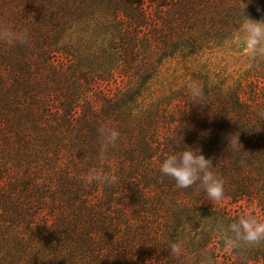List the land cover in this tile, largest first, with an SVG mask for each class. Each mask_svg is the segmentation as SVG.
<instances>
[{"label":"rangeland","instance_id":"rangeland-1","mask_svg":"<svg viewBox=\"0 0 264 264\" xmlns=\"http://www.w3.org/2000/svg\"><path fill=\"white\" fill-rule=\"evenodd\" d=\"M179 2L0 0V28L27 34L23 44H9L0 38V264H28L31 257L34 264H60L54 258L63 247L43 238V229L39 233L30 229L35 231L50 214L56 219L62 213L70 215L69 205L75 199L71 200V195L77 183L69 177L78 176L80 168L87 176L92 170L100 175L111 170L116 177L125 173L115 167L109 170L103 164L86 167V158L79 153L85 142L81 126L78 120L68 124L64 111L68 103H73V118L82 115L83 95L88 92L80 84L84 78L89 81L116 71L122 63V45H137L139 58L148 53L144 45L157 48L153 46L154 73L140 88V95L131 101L122 90L123 96L118 94L117 105L112 106L114 123L125 131L134 130L136 135L141 123L151 117L157 119L159 128L175 127L177 122L171 121L188 115L191 108L231 95L241 81L248 79L254 65L264 61V53L249 50L241 28V17L255 20V12L264 8V0H250L249 10L243 9L245 4L237 10L218 9L210 2L201 12L173 22V30L166 17L175 13ZM126 6L136 16H125ZM139 8L145 9L144 20ZM138 78L134 79L140 82ZM121 79L122 85L127 84L125 78ZM193 83L201 90L199 99L191 95L188 86ZM118 161L115 158L112 162L120 166ZM128 178L121 177L120 188L114 191L127 189L133 194L140 181ZM37 179L49 187L41 192L43 198L37 196L39 188L33 185ZM89 182V192H79L81 198L103 199L104 183L95 182L94 188V181ZM92 189L98 195H90ZM257 205V201L243 199L223 209H230V213L236 210L232 214L240 215V206L250 216L263 220V210ZM222 217L217 218V227L212 230L210 218L186 210L167 209L154 216L159 234L166 235L167 250L172 243L179 245L184 264H200L201 253L207 252L215 263L211 256L214 250L219 255L218 264L226 262V254L252 260L256 252H264L262 242L226 248L217 232L227 228L230 218ZM252 246L257 249L250 251Z\"/></svg>","mask_w":264,"mask_h":264},{"label":"trees","instance_id":"trees-1","mask_svg":"<svg viewBox=\"0 0 264 264\" xmlns=\"http://www.w3.org/2000/svg\"><path fill=\"white\" fill-rule=\"evenodd\" d=\"M210 2H214L218 9L226 7L237 10L241 4H245L248 10L251 8L250 0H180L175 13L166 17L167 23L174 30L173 22L184 20L190 13L201 12L209 7ZM137 11L144 20L145 9L139 8ZM124 12L130 18L136 16L128 6ZM255 14V20L264 21V8H259ZM241 18L244 19L245 15ZM122 46V63L116 66V71L94 76L89 81L84 78L80 84L88 92L83 95L85 107L82 115L73 118V103H68L64 111L69 118L66 120L68 124L78 120L81 126L85 142L79 147V153L86 158V167L97 168L103 164L109 170L115 167L125 173L117 172L119 177L111 170L104 173L103 176L109 179L114 176L116 180L101 185L102 188L105 186L103 199L95 196L81 198L79 192L88 193L87 183L90 182L80 168L78 176L69 177L77 183V190L71 195V200L75 199L69 205L70 215L62 213L56 219L50 214L44 218L43 224L37 225L35 231L30 229L32 233H39L43 229L46 232V235L40 234L43 238L55 240L56 246L63 247L54 258L59 259L57 262L60 264H184L183 255L177 256L169 248L167 250L166 235L164 232L159 234L156 225L154 216L167 209L186 210L196 216L210 218L213 223L209 228L212 230L217 227L220 216L230 218V223L250 216L240 206V215L232 214L236 210L230 213V209H223L228 203L243 199L250 203L257 201L264 217V118L257 115L259 110H264V61L254 65L248 79L241 81L231 95L218 96L209 104H199L197 108H191L188 115L182 113L177 121H171V124L177 122L175 127L159 128L155 123L157 119L151 117L141 123L137 136L134 130L125 131L114 123L112 106L117 105L115 99L118 94L123 96L122 90L124 97L131 101L132 97L140 95V88L154 73L156 55L153 46L157 48L156 45H144L148 53L139 58L137 45ZM121 77L126 79L127 84H121ZM135 77L141 81L137 82ZM101 127L119 132L115 144L107 146L104 152H101L97 131ZM234 135L237 136V143ZM184 146L198 149L206 159L211 160L210 170L223 180L221 200L210 201L199 182L181 189L175 186L171 177L159 172V163L167 155L182 151ZM115 158L120 160V166L112 162ZM92 171L99 174L97 170ZM126 176L134 182L140 181L133 194H129L127 189L120 193L119 190L114 191V188H120L121 177ZM45 183L44 180L33 181V185L39 188L36 191L38 197L43 198L41 192L49 189ZM92 191L90 195H98L97 191ZM150 198L155 202H149ZM124 201L129 203L125 204ZM1 211L6 213L3 209ZM256 219L264 222V219ZM249 249L255 251L257 248L252 246ZM214 252H211L215 258L212 264H218L219 255ZM223 258L226 260L224 264H264V252H256L252 260L244 255L233 257L231 254ZM27 263L34 264L32 257Z\"/></svg>","mask_w":264,"mask_h":264},{"label":"clouds","instance_id":"clouds-1","mask_svg":"<svg viewBox=\"0 0 264 264\" xmlns=\"http://www.w3.org/2000/svg\"><path fill=\"white\" fill-rule=\"evenodd\" d=\"M241 28L249 50L253 54L264 53V21L252 20L245 16ZM0 38L5 39L9 44H23L27 40V34L23 31H10L5 27L0 28ZM188 87L193 98H201L202 93L197 85L193 83ZM257 115L264 118V110H259ZM97 131L101 140V152H104L107 146L114 145L119 136V132L112 128L101 127ZM234 136L237 143V136ZM210 169L211 160L206 159L198 149L188 146H184L182 151L167 155L159 163V172L163 176L171 177L177 188H188L199 182L210 201H219L223 197V180ZM87 179L101 183H114L116 177L113 176L109 179L95 171H90ZM217 233L226 248H236L241 244L252 245L264 241V222H258L252 216L241 217L228 224L222 232L218 231ZM169 251L177 256L183 254L179 245L175 243L169 245ZM188 259L190 260L191 257L189 256ZM200 264H212L207 253H201Z\"/></svg>","mask_w":264,"mask_h":264}]
</instances>
